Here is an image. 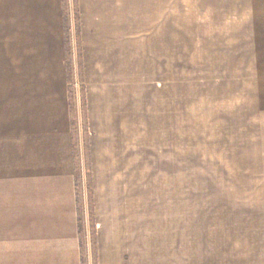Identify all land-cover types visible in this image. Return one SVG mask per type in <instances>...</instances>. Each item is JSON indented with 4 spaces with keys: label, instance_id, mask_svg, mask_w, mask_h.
Instances as JSON below:
<instances>
[{
    "label": "crops",
    "instance_id": "obj_1",
    "mask_svg": "<svg viewBox=\"0 0 264 264\" xmlns=\"http://www.w3.org/2000/svg\"><path fill=\"white\" fill-rule=\"evenodd\" d=\"M0 264H264V0H0Z\"/></svg>",
    "mask_w": 264,
    "mask_h": 264
},
{
    "label": "rangeland",
    "instance_id": "obj_2",
    "mask_svg": "<svg viewBox=\"0 0 264 264\" xmlns=\"http://www.w3.org/2000/svg\"><path fill=\"white\" fill-rule=\"evenodd\" d=\"M78 86L81 87V84L78 83ZM183 125H185V126H184V128L182 130V134H183L182 135L183 136L182 152L185 155V154H187V153H189L191 151L190 150L191 148H193L191 143L189 142L191 130L187 129L188 127H190L192 125V123L187 122L186 124H183ZM81 138H82L81 140H83V142H84V139H85L84 133H82V137Z\"/></svg>",
    "mask_w": 264,
    "mask_h": 264
}]
</instances>
